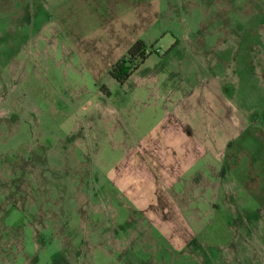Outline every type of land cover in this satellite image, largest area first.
<instances>
[{"label":"rangeland","instance_id":"374dc122","mask_svg":"<svg viewBox=\"0 0 264 264\" xmlns=\"http://www.w3.org/2000/svg\"><path fill=\"white\" fill-rule=\"evenodd\" d=\"M0 264H264V0H0Z\"/></svg>","mask_w":264,"mask_h":264},{"label":"trees","instance_id":"16d2710c","mask_svg":"<svg viewBox=\"0 0 264 264\" xmlns=\"http://www.w3.org/2000/svg\"><path fill=\"white\" fill-rule=\"evenodd\" d=\"M145 50L146 46L144 42L137 40L129 49H127L125 55L119 61L111 65L109 70L110 75L116 78L117 81L126 80L131 74V69L135 70V68H137V66H139V64L146 58L147 53ZM133 58H139V62L129 68Z\"/></svg>","mask_w":264,"mask_h":264},{"label":"crops","instance_id":"0c3cea01","mask_svg":"<svg viewBox=\"0 0 264 264\" xmlns=\"http://www.w3.org/2000/svg\"><path fill=\"white\" fill-rule=\"evenodd\" d=\"M219 145V144H218Z\"/></svg>","mask_w":264,"mask_h":264}]
</instances>
